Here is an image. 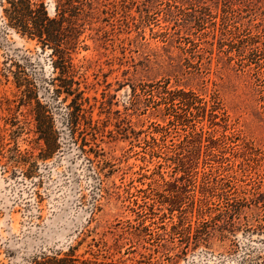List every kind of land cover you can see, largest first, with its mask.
Masks as SVG:
<instances>
[{
    "label": "rangeland",
    "instance_id": "1",
    "mask_svg": "<svg viewBox=\"0 0 264 264\" xmlns=\"http://www.w3.org/2000/svg\"><path fill=\"white\" fill-rule=\"evenodd\" d=\"M86 1L72 131L0 0V264H264V4Z\"/></svg>",
    "mask_w": 264,
    "mask_h": 264
},
{
    "label": "trees",
    "instance_id": "2",
    "mask_svg": "<svg viewBox=\"0 0 264 264\" xmlns=\"http://www.w3.org/2000/svg\"><path fill=\"white\" fill-rule=\"evenodd\" d=\"M264 4V0H254ZM3 13L7 19V26L20 37L28 40H36L42 49L50 50V56L54 58V68L60 70V79L63 93L71 96L73 111L70 114L72 131L80 120H86V110L83 108L82 93L78 91V83L74 80L76 69L72 63V55L79 48V37L83 30V24L88 17L86 7L90 4L86 0H56L55 15L50 17L43 2L38 0H4ZM16 88L26 86L25 79L14 74ZM77 88H72L73 86ZM181 94L184 95L183 92ZM194 101L196 98L191 96ZM173 99H171L172 102ZM196 102V101H195ZM193 104V103H192ZM188 105V104H187ZM190 105V104H189ZM33 264H98L92 260H80L68 253L57 257H42Z\"/></svg>",
    "mask_w": 264,
    "mask_h": 264
}]
</instances>
